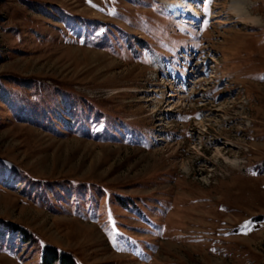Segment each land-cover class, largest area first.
<instances>
[{"label":"rangeland","instance_id":"374dc122","mask_svg":"<svg viewBox=\"0 0 264 264\" xmlns=\"http://www.w3.org/2000/svg\"><path fill=\"white\" fill-rule=\"evenodd\" d=\"M177 1L0 0V264H264V0Z\"/></svg>","mask_w":264,"mask_h":264},{"label":"bare ground","instance_id":"6f19581e","mask_svg":"<svg viewBox=\"0 0 264 264\" xmlns=\"http://www.w3.org/2000/svg\"><path fill=\"white\" fill-rule=\"evenodd\" d=\"M177 6H178V8H180V9H184V10L190 12L189 3H188L186 0H183V1H177ZM237 9H238V8H237ZM234 11H235V13L238 15V17H239L240 19H249V18H250V17H248V16H244V15L240 12L239 9H238V10H234ZM221 24H227V22H225V20H222ZM176 96H177V94H173L171 97H176Z\"/></svg>","mask_w":264,"mask_h":264},{"label":"trees","instance_id":"16d2710c","mask_svg":"<svg viewBox=\"0 0 264 264\" xmlns=\"http://www.w3.org/2000/svg\"><path fill=\"white\" fill-rule=\"evenodd\" d=\"M167 3V6L169 7V6H171V4H169L168 2H166ZM57 257V259H58V255H57V253H55V254H53V260H55V258ZM61 260V263L62 264H66V262L68 261V259L67 258H61L60 259Z\"/></svg>","mask_w":264,"mask_h":264}]
</instances>
